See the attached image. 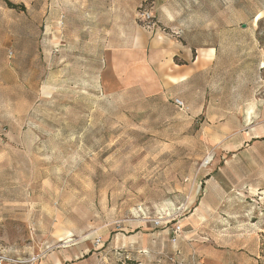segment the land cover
Listing matches in <instances>:
<instances>
[{
	"label": "rangeland",
	"instance_id": "rangeland-1",
	"mask_svg": "<svg viewBox=\"0 0 264 264\" xmlns=\"http://www.w3.org/2000/svg\"><path fill=\"white\" fill-rule=\"evenodd\" d=\"M135 25L215 59L171 99L105 96ZM0 256L264 264V0H0Z\"/></svg>",
	"mask_w": 264,
	"mask_h": 264
},
{
	"label": "crops",
	"instance_id": "crops-1",
	"mask_svg": "<svg viewBox=\"0 0 264 264\" xmlns=\"http://www.w3.org/2000/svg\"><path fill=\"white\" fill-rule=\"evenodd\" d=\"M134 34L129 40L125 35L109 37L105 40L107 46L101 48L98 83L105 96L137 89L145 97L171 99L179 96L172 91L174 86L191 84L193 77L215 59L214 49L192 48L167 36L152 37L137 25ZM126 37L127 43L123 45L110 44ZM193 50L198 53L196 57ZM61 261L64 260L60 256H55L53 263Z\"/></svg>",
	"mask_w": 264,
	"mask_h": 264
},
{
	"label": "built area",
	"instance_id": "built-area-1",
	"mask_svg": "<svg viewBox=\"0 0 264 264\" xmlns=\"http://www.w3.org/2000/svg\"><path fill=\"white\" fill-rule=\"evenodd\" d=\"M138 22L140 23L141 27L148 32H156L158 29L154 20L152 10L150 9H143L139 12ZM173 102L178 109H184V104L179 99H174ZM4 261L7 260L0 256V264L4 263Z\"/></svg>",
	"mask_w": 264,
	"mask_h": 264
},
{
	"label": "bare ground",
	"instance_id": "bare-ground-1",
	"mask_svg": "<svg viewBox=\"0 0 264 264\" xmlns=\"http://www.w3.org/2000/svg\"><path fill=\"white\" fill-rule=\"evenodd\" d=\"M67 237H68V235L66 234V235H65V240H67V239H68ZM67 241H68V240H67ZM71 241H72V240H71Z\"/></svg>",
	"mask_w": 264,
	"mask_h": 264
}]
</instances>
